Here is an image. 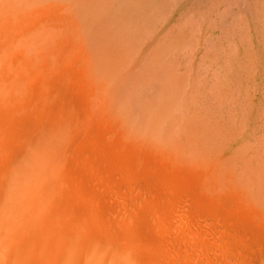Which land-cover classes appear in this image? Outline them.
I'll use <instances>...</instances> for the list:
<instances>
[{
	"label": "rangeland",
	"instance_id": "obj_1",
	"mask_svg": "<svg viewBox=\"0 0 264 264\" xmlns=\"http://www.w3.org/2000/svg\"><path fill=\"white\" fill-rule=\"evenodd\" d=\"M0 264H264V0H0Z\"/></svg>",
	"mask_w": 264,
	"mask_h": 264
}]
</instances>
